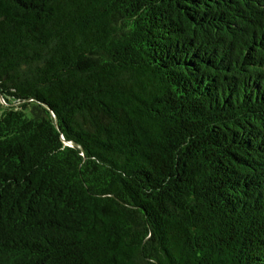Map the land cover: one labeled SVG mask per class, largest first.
<instances>
[{"label":"trees","instance_id":"trees-1","mask_svg":"<svg viewBox=\"0 0 264 264\" xmlns=\"http://www.w3.org/2000/svg\"><path fill=\"white\" fill-rule=\"evenodd\" d=\"M0 264H264V0H0Z\"/></svg>","mask_w":264,"mask_h":264},{"label":"water","instance_id":"water-1","mask_svg":"<svg viewBox=\"0 0 264 264\" xmlns=\"http://www.w3.org/2000/svg\"><path fill=\"white\" fill-rule=\"evenodd\" d=\"M74 144V143H73Z\"/></svg>","mask_w":264,"mask_h":264}]
</instances>
